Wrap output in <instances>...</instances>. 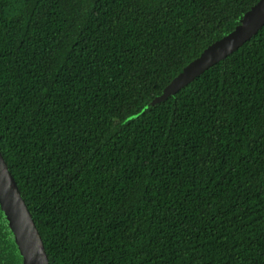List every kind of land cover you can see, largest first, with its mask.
<instances>
[{
	"label": "trees",
	"instance_id": "trees-1",
	"mask_svg": "<svg viewBox=\"0 0 264 264\" xmlns=\"http://www.w3.org/2000/svg\"><path fill=\"white\" fill-rule=\"evenodd\" d=\"M258 1L0 0V148L51 264H264V26L151 104Z\"/></svg>",
	"mask_w": 264,
	"mask_h": 264
},
{
	"label": "water",
	"instance_id": "water-1",
	"mask_svg": "<svg viewBox=\"0 0 264 264\" xmlns=\"http://www.w3.org/2000/svg\"><path fill=\"white\" fill-rule=\"evenodd\" d=\"M264 26V0L247 10L236 27L208 45L157 95L151 104L166 100L212 65L226 58ZM147 107V106H146ZM143 108V110L146 109ZM0 207L22 257V264H51L33 214L0 148Z\"/></svg>",
	"mask_w": 264,
	"mask_h": 264
}]
</instances>
